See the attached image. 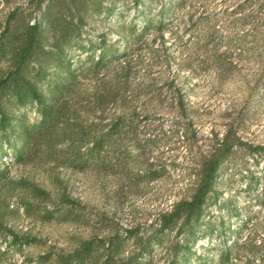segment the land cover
I'll use <instances>...</instances> for the list:
<instances>
[{
    "label": "rangeland",
    "instance_id": "obj_1",
    "mask_svg": "<svg viewBox=\"0 0 264 264\" xmlns=\"http://www.w3.org/2000/svg\"><path fill=\"white\" fill-rule=\"evenodd\" d=\"M99 1L112 14L91 8V2ZM48 3L0 0V21L16 6L33 21ZM89 3L84 34L93 40L104 38L118 50L126 48L131 58L125 89L95 114L106 118L124 114L128 145L150 138L138 155V165L163 164L166 171L156 180L134 182L123 171H79L51 162L13 163L11 151L3 159L11 176L37 182L55 200L69 196L81 218L41 219L26 215L20 207L19 213L9 216L8 225L16 234L31 238L30 243L19 248L10 234H0V249H8L0 256V264H53L41 261L39 255L69 251L84 238L107 235L116 228L149 227L159 212L189 194L201 154L209 149L214 133L221 137L228 128L240 143L222 164L216 184L219 195L207 212L222 220L224 231L199 238L195 248L209 242L210 255L237 239L232 264H264V0ZM163 3L168 8L164 29H150L139 40L127 37V27L137 22L139 29L146 17L158 14ZM68 4V0H56L53 9L68 10ZM215 52L221 60L213 59ZM118 71L119 66L111 65L97 76L89 73L82 77L81 86L91 91L100 76L113 77ZM35 117L31 111L30 118ZM255 145L262 149L253 154ZM131 151L136 153V148L131 146ZM136 164L130 167L134 170ZM163 253V247L156 249L157 257ZM161 262L158 259L157 264Z\"/></svg>",
    "mask_w": 264,
    "mask_h": 264
},
{
    "label": "trees",
    "instance_id": "obj_2",
    "mask_svg": "<svg viewBox=\"0 0 264 264\" xmlns=\"http://www.w3.org/2000/svg\"><path fill=\"white\" fill-rule=\"evenodd\" d=\"M55 2L49 0L33 21L19 6L0 21V234H10L19 248L31 238L16 234L7 220L20 207L26 215L41 219L77 220L81 214L69 196L55 200L37 182L11 176L2 158L11 151L13 163L51 162L79 171H123L134 182L156 180L166 171L163 164L138 165V155L150 138H144L145 142L135 139L131 146L136 153L132 152L124 114L109 118L95 114L125 89L123 83L131 70L127 49L118 50L104 38L93 40L84 34L89 0H68V10L53 9ZM91 6L95 12L112 14L100 1ZM167 12L163 3L158 14L146 17L139 29L137 22L127 29L121 24V28L129 30L128 38L139 40L150 29H164ZM213 57L221 60L218 52ZM111 65L119 66L113 77L100 76L91 91L82 88V77L97 76ZM31 111L36 113L33 119ZM211 141L194 170L189 194L159 212L149 227L116 228L107 235L84 238L69 251L41 253L40 260L53 264H157L158 259L161 264H232L237 239L215 255H209V242L195 248L199 238L216 237L224 231L222 220L207 212L211 200L219 195L216 184L222 164L232 158L240 143L231 128L221 137L214 133ZM260 149L255 145L251 153ZM133 162L138 165L134 170ZM158 247L164 248L163 256H156ZM7 251L0 249V256Z\"/></svg>",
    "mask_w": 264,
    "mask_h": 264
},
{
    "label": "built area",
    "instance_id": "obj_3",
    "mask_svg": "<svg viewBox=\"0 0 264 264\" xmlns=\"http://www.w3.org/2000/svg\"><path fill=\"white\" fill-rule=\"evenodd\" d=\"M9 155L10 154L4 155L2 158L6 160Z\"/></svg>",
    "mask_w": 264,
    "mask_h": 264
}]
</instances>
